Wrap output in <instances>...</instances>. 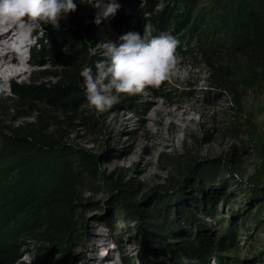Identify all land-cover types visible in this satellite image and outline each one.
Instances as JSON below:
<instances>
[{"label":"rangeland","instance_id":"rangeland-1","mask_svg":"<svg viewBox=\"0 0 264 264\" xmlns=\"http://www.w3.org/2000/svg\"><path fill=\"white\" fill-rule=\"evenodd\" d=\"M75 2L79 25L82 23L80 28L87 26L90 34L86 52L96 61L105 58L103 43L118 42V37L131 31L138 21L170 9L164 29L179 40L177 51L182 63L178 74L159 88L150 87L136 95L119 94V102L104 112L91 108L85 94V103L78 112L83 117L69 126L65 141L71 147L83 148L95 155L96 174L89 179L95 185H85L77 192L82 202L76 207L77 225L70 234L67 250L55 257L56 262L199 264L191 256L180 254L175 258L168 252L176 246V235L186 230L204 231L218 239L224 236L228 223L233 222L234 244L217 253L221 257L219 261H214L211 255L209 264H264V209L256 214L257 204L249 200L248 188L250 176L261 164L251 144L250 123L253 122L264 137V93L242 91L237 108L230 92L208 81L206 67L197 51L205 46L217 47L222 37L215 30L197 31L194 20L177 29L175 21L180 17L175 14L182 11L179 1L153 0L151 5L148 0H118L120 7L115 16L122 13L126 18L116 22L113 16L102 19L99 24L95 23L97 10L93 5L87 0ZM212 2L201 0L198 9L208 15L215 5ZM210 24L216 26L215 19ZM55 26L57 24H43L33 33L31 42L23 48L25 74L8 81L0 76V85L7 86V91L0 95L10 94L13 81L35 79L55 83L60 79L66 69V47L59 49L55 58L46 59L43 66L30 64L35 49L46 44L45 31ZM14 30L15 27L6 30L7 34L12 33L10 42L15 39ZM222 45L229 46L226 42ZM49 112L59 116L54 111ZM213 159L225 160L231 172H222L212 182L184 174L185 161ZM107 176L124 178L131 184V198L141 211V219L127 220L119 203L112 200V195L101 184V179ZM171 177L179 180V186L173 190L168 188ZM32 182L30 170L19 173L9 164L0 163V239L20 235L30 244L28 249L34 251L32 240L24 234L30 225L35 223L32 228L38 227L36 223L50 212L43 210L39 190ZM169 195H174L175 199L163 201ZM209 195L214 199L218 215L194 209L198 201ZM152 214L156 220L169 217L175 225L173 232L167 231L169 236L163 238V242L158 241V232L151 229L149 217ZM253 214L262 219L260 224L254 225V219H248ZM21 260L23 264L33 263L30 254H23Z\"/></svg>","mask_w":264,"mask_h":264},{"label":"trees","instance_id":"trees-1","mask_svg":"<svg viewBox=\"0 0 264 264\" xmlns=\"http://www.w3.org/2000/svg\"><path fill=\"white\" fill-rule=\"evenodd\" d=\"M176 1L182 7V11L175 14L180 17L175 21L177 29L194 20L193 26L197 31L215 30L222 37L217 47L205 46L197 51L206 67L208 81L230 92L237 108L240 107L242 91L261 90L264 93V0H213L215 5L211 6L208 15L198 9L201 0ZM153 3V0H148V4ZM169 13L170 9H165L146 17L138 21L131 31L143 35L144 24L150 23L156 29L154 35L165 32ZM77 15V11L69 13L57 26L47 29L46 44L33 53L31 65L43 66L46 59L55 58L59 49L66 47V69L60 79L55 83H41L35 79L13 81L9 87L10 94L0 95V163L9 164L19 173L30 170L32 183L37 185L41 196L42 208L50 212L36 223L38 227L32 228L34 223L24 234L32 240L34 251L28 249L30 244L25 243L20 235H6L0 239V264H23V254L32 255V264H63L56 262L55 257L67 250L70 234L77 225L76 207L82 204L77 192L85 185H95L89 181L96 174L95 155L83 148L71 147L65 141L69 126L83 117L78 112L85 103L86 88L80 73L85 66L94 67L96 62L94 56L86 52L87 40L90 39L88 27L80 28L82 23L79 25ZM125 18L119 13L115 21ZM213 19L216 26L210 24ZM223 40L229 46L222 45ZM49 111L59 116H53ZM24 118L30 119L17 122ZM250 125L251 144L261 162L248 182L249 200L257 204V214L264 209V137L253 122ZM222 172H231V169L225 160L220 159L188 160L184 165V174L205 182L214 181ZM168 181L171 190L179 186L177 178L171 177ZM101 184L112 195V200L119 203L127 220L142 218L141 211L132 201V186L127 180L107 176L101 179ZM87 191L92 192L91 189ZM166 197L162 200L175 199L174 195ZM210 197L198 201L194 209L203 214L218 215L216 206H213L214 199ZM256 214L248 217L254 219V225L262 220ZM149 218L151 229L158 232L159 242L169 236L167 231L175 229L169 217L156 220L152 214ZM140 229L144 227L140 226ZM225 231L224 236L213 239L204 231L191 233L186 230L176 235V246L168 252L175 258L180 254L191 256L199 264H209L211 255L214 261H219L221 257L217 253L234 244L236 231L233 222L228 223Z\"/></svg>","mask_w":264,"mask_h":264},{"label":"clouds","instance_id":"clouds-1","mask_svg":"<svg viewBox=\"0 0 264 264\" xmlns=\"http://www.w3.org/2000/svg\"><path fill=\"white\" fill-rule=\"evenodd\" d=\"M97 10L95 23L115 16L118 0H87ZM77 10L75 0H0V33L8 26L15 27L13 46L23 50L33 33L43 24L56 25L63 17ZM150 23H145L143 35L128 31L118 42L103 43L104 59L85 66L86 99L91 108L104 112L119 102V94L136 95L147 88H159L175 77L182 63L178 53L179 40L168 32L158 35ZM31 64V63H30ZM7 91L0 85V93Z\"/></svg>","mask_w":264,"mask_h":264},{"label":"bare ground","instance_id":"bare-ground-1","mask_svg":"<svg viewBox=\"0 0 264 264\" xmlns=\"http://www.w3.org/2000/svg\"><path fill=\"white\" fill-rule=\"evenodd\" d=\"M9 28L14 26H8L3 33H0V76L6 81L15 77L23 76L25 70L22 68L26 65V61L23 60L24 50L16 49L13 46V42H10L11 34H7ZM16 30H14L15 32ZM25 49V48H24ZM171 125V124H170Z\"/></svg>","mask_w":264,"mask_h":264}]
</instances>
